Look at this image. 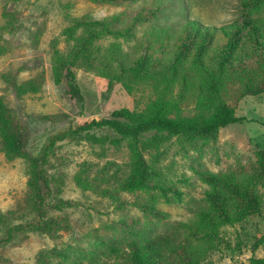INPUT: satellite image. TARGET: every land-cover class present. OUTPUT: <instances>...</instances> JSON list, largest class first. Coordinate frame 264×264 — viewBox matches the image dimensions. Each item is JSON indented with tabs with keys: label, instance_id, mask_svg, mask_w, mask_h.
I'll list each match as a JSON object with an SVG mask.
<instances>
[{
	"label": "rangeland",
	"instance_id": "374dc122",
	"mask_svg": "<svg viewBox=\"0 0 264 264\" xmlns=\"http://www.w3.org/2000/svg\"><path fill=\"white\" fill-rule=\"evenodd\" d=\"M157 5L158 17L152 18L150 10ZM181 12L206 24L220 25L249 15L256 24L264 25V0H0V94L7 96L28 132L29 150L40 151L62 128L109 117L121 107L138 111L156 98L150 87L129 92L82 69L75 71L81 97H71L66 84H56L51 75L53 46L56 41L60 49L65 46L62 33L67 26L82 16L94 19L114 16L113 22L123 27V33L105 37L95 44L103 48L118 43L123 51L136 53L132 55L134 58L145 50L172 58L176 50L172 39L160 41L155 37V29L183 21ZM183 34L188 31L184 30ZM216 38L208 56L225 40L219 34ZM150 45H153L151 49L147 48ZM4 74L18 81L37 77L42 83L41 90L17 96L2 77ZM193 108L192 105L185 108V113L191 114ZM46 115L55 117L45 118ZM235 115L242 119L219 129L214 138L181 136L171 137L164 143L159 161L163 178L167 186L181 192V198L172 203L162 199L156 203L157 209L166 214L160 221L146 217L138 207L137 202L147 197L144 191H120L122 204H119L82 190L73 180L81 164L91 176L123 174L129 160L125 141L118 145L70 139L58 142L50 158V170L62 176L61 198L74 201L76 207L52 214L55 219H66L70 229L60 231L55 237L31 231L21 234L0 246V264L121 261L110 244L120 246V253L129 250L127 223L132 222L154 236L183 239L188 232L184 223H192L196 213L209 204L210 185L203 172L243 171L253 175L257 171L258 152L264 148V93L241 99ZM26 182L25 162L0 154V211L14 212L19 217L17 221L31 217L26 204ZM256 189L261 200L258 209H262L248 213L258 204H243L239 220L220 227L200 264H251V256L264 257V244L252 250L264 233V187L259 184ZM227 197L231 198V194L227 193ZM231 204L237 206L240 202L231 200Z\"/></svg>",
	"mask_w": 264,
	"mask_h": 264
},
{
	"label": "trees",
	"instance_id": "16d2710c",
	"mask_svg": "<svg viewBox=\"0 0 264 264\" xmlns=\"http://www.w3.org/2000/svg\"><path fill=\"white\" fill-rule=\"evenodd\" d=\"M157 10L159 5L150 10L152 18L158 17ZM181 13L183 21L155 29V37L160 41L172 39L176 46L172 58L160 57L148 50L134 58L132 55L136 53L123 51L118 43L103 48L95 44L105 37L123 33V27L113 22L114 16L76 18L63 30L65 46L60 49L58 41L54 43L51 75L56 84H66L71 97H81L75 71L82 69L129 92L152 88L156 98L141 110L121 107L112 111L109 117L62 128L48 139L44 148L34 153L29 150V134L16 111L7 96L0 94V154L25 162L26 204L31 215L17 221L19 217L14 212L0 211V246L28 231L55 237L60 231L70 229L66 219H55L52 214L76 207L74 201L61 198L62 176L50 170V158L58 142L70 139L118 145L125 141L129 160L123 174L91 176L81 164L73 180L82 190L119 204H122L120 191H144L147 197L137 202L138 207L146 217L160 221L166 214L157 209L156 203L161 199L172 203L181 198V192L167 186L163 178L159 161L164 153V143L171 137L214 138L219 129L242 119L235 115L241 99L264 93L263 24H256L249 15L220 25L206 24ZM10 25L13 29L12 23ZM184 30L188 34L184 35ZM217 34L225 40L208 56ZM153 40L157 41L156 38ZM2 77L11 84L17 96L41 90L42 83L37 77L23 81L5 74ZM190 105L194 108L190 109L191 114H186L185 108ZM97 131L101 134L97 135ZM258 158L259 166L253 175L243 171L202 173L210 185L209 204L196 213L192 223H184L188 232L181 240L169 235L154 236L151 231L140 230L134 222L127 223L131 239L127 241L129 250L120 253V246L110 244L121 258L110 264H200L216 240L220 227L239 220L243 204H258L248 213L262 209H258L261 200L256 187L259 184L264 187V148L258 152ZM231 200L239 201L240 205L232 206ZM262 244L264 233L252 250ZM249 260L251 264H264V257L251 256Z\"/></svg>",
	"mask_w": 264,
	"mask_h": 264
}]
</instances>
